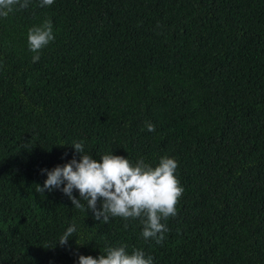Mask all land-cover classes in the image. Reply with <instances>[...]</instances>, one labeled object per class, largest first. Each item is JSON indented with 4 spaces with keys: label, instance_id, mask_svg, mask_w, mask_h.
<instances>
[{
    "label": "trees",
    "instance_id": "1",
    "mask_svg": "<svg viewBox=\"0 0 264 264\" xmlns=\"http://www.w3.org/2000/svg\"><path fill=\"white\" fill-rule=\"evenodd\" d=\"M37 4L0 18V264H78L120 244L154 264H264V0ZM45 19L55 38L34 62L28 30ZM73 141L97 160L177 161L161 244L140 218L103 224L34 191L41 169L79 160Z\"/></svg>",
    "mask_w": 264,
    "mask_h": 264
},
{
    "label": "clouds",
    "instance_id": "2",
    "mask_svg": "<svg viewBox=\"0 0 264 264\" xmlns=\"http://www.w3.org/2000/svg\"><path fill=\"white\" fill-rule=\"evenodd\" d=\"M31 0H0V18H7L14 10L25 9ZM54 0H38L37 6L44 8ZM53 26L50 19L29 28L27 34L28 49L34 53V62L39 60V53L54 40ZM148 132L155 131L154 125H146ZM63 146V145H60ZM75 155L67 163L53 169H41L47 178L43 185L35 184L37 194L59 190L68 198L72 206L83 212L91 211L92 218L103 224L110 218H140L141 236L144 240H154L157 245L164 240L168 231L162 221L176 215V204L183 193V188L175 176L177 161L170 157H161L153 167L143 159L133 166L125 157L108 154L99 156V160L85 153L82 142L73 141L70 145ZM78 191L79 197L74 195ZM99 203V207H97ZM127 227V225H125ZM77 231L72 223L60 235L56 244L66 246ZM55 244V245H56ZM77 244V243H76ZM77 244V245H83ZM78 264H154L153 257L140 248L128 251L127 244L108 246L97 258L78 256Z\"/></svg>",
    "mask_w": 264,
    "mask_h": 264
}]
</instances>
